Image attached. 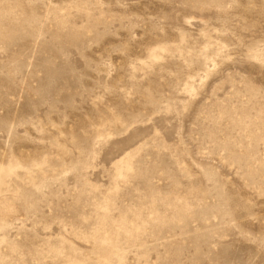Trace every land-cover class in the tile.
I'll return each mask as SVG.
<instances>
[{
	"label": "rangeland",
	"instance_id": "374dc122",
	"mask_svg": "<svg viewBox=\"0 0 264 264\" xmlns=\"http://www.w3.org/2000/svg\"><path fill=\"white\" fill-rule=\"evenodd\" d=\"M0 264H264V0H0Z\"/></svg>",
	"mask_w": 264,
	"mask_h": 264
}]
</instances>
